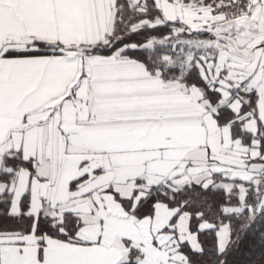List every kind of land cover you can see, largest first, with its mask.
<instances>
[{
  "label": "snow or ice",
  "instance_id": "6c2138e0",
  "mask_svg": "<svg viewBox=\"0 0 264 264\" xmlns=\"http://www.w3.org/2000/svg\"><path fill=\"white\" fill-rule=\"evenodd\" d=\"M264 248V0H0V264H235Z\"/></svg>",
  "mask_w": 264,
  "mask_h": 264
},
{
  "label": "trees",
  "instance_id": "16d2710c",
  "mask_svg": "<svg viewBox=\"0 0 264 264\" xmlns=\"http://www.w3.org/2000/svg\"><path fill=\"white\" fill-rule=\"evenodd\" d=\"M235 264H264V248L258 237H249L234 257Z\"/></svg>",
  "mask_w": 264,
  "mask_h": 264
}]
</instances>
